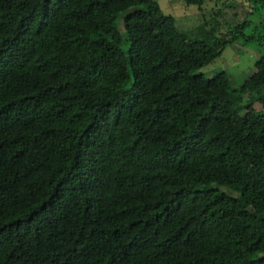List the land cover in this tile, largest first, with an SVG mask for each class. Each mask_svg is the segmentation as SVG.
<instances>
[{
	"label": "trees",
	"instance_id": "trees-1",
	"mask_svg": "<svg viewBox=\"0 0 264 264\" xmlns=\"http://www.w3.org/2000/svg\"><path fill=\"white\" fill-rule=\"evenodd\" d=\"M0 264H264V0H0Z\"/></svg>",
	"mask_w": 264,
	"mask_h": 264
},
{
	"label": "rangeland",
	"instance_id": "rangeland-1",
	"mask_svg": "<svg viewBox=\"0 0 264 264\" xmlns=\"http://www.w3.org/2000/svg\"><path fill=\"white\" fill-rule=\"evenodd\" d=\"M166 14H171L176 18V24L181 32H191L196 26L202 23L203 15L211 17L215 10L222 8L225 2L232 0H207L200 9L196 5H187L184 0H158ZM123 14L119 20L118 27L124 32ZM261 14L258 11L252 15L255 21L260 20ZM129 42L123 45L128 50ZM260 57L259 51L252 45L245 44L238 40L229 44L223 51V54L200 71L207 77H211L217 71H224L222 74L226 77L227 73L233 75L237 84H250L251 79L256 74L255 62ZM250 87V86H249ZM257 109H262L260 103H256Z\"/></svg>",
	"mask_w": 264,
	"mask_h": 264
}]
</instances>
